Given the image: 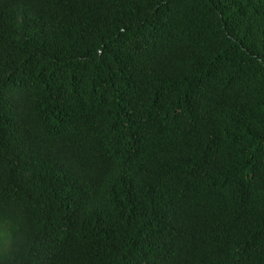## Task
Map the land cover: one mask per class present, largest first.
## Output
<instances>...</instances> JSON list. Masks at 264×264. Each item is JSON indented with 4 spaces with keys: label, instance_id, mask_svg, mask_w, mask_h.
I'll return each mask as SVG.
<instances>
[{
    "label": "trees",
    "instance_id": "obj_1",
    "mask_svg": "<svg viewBox=\"0 0 264 264\" xmlns=\"http://www.w3.org/2000/svg\"><path fill=\"white\" fill-rule=\"evenodd\" d=\"M0 264H264V0H0Z\"/></svg>",
    "mask_w": 264,
    "mask_h": 264
}]
</instances>
